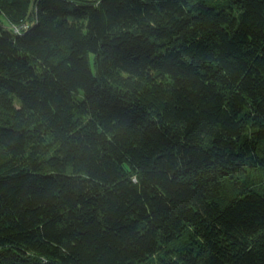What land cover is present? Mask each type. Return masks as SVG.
<instances>
[{"label": "trees", "instance_id": "1", "mask_svg": "<svg viewBox=\"0 0 264 264\" xmlns=\"http://www.w3.org/2000/svg\"><path fill=\"white\" fill-rule=\"evenodd\" d=\"M0 17V264H264V0Z\"/></svg>", "mask_w": 264, "mask_h": 264}, {"label": "rangeland", "instance_id": "2", "mask_svg": "<svg viewBox=\"0 0 264 264\" xmlns=\"http://www.w3.org/2000/svg\"><path fill=\"white\" fill-rule=\"evenodd\" d=\"M79 1H81V2H95V1H97V0H79ZM0 20H1V22L6 26V27H8L9 25H8V23L4 20V19H2L1 17H0ZM93 56H91V58H92Z\"/></svg>", "mask_w": 264, "mask_h": 264}, {"label": "built area", "instance_id": "3", "mask_svg": "<svg viewBox=\"0 0 264 264\" xmlns=\"http://www.w3.org/2000/svg\"><path fill=\"white\" fill-rule=\"evenodd\" d=\"M21 29H22V28H21ZM21 29H16V31H17L18 33H20ZM27 29H28V26H23V30H27Z\"/></svg>", "mask_w": 264, "mask_h": 264}]
</instances>
